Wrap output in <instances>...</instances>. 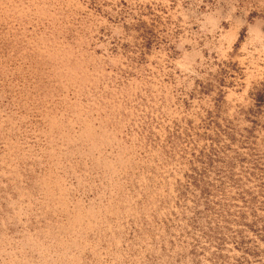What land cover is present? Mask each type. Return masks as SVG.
Masks as SVG:
<instances>
[{"label":"rangeland","instance_id":"rangeland-1","mask_svg":"<svg viewBox=\"0 0 264 264\" xmlns=\"http://www.w3.org/2000/svg\"><path fill=\"white\" fill-rule=\"evenodd\" d=\"M0 264H264V0H0Z\"/></svg>","mask_w":264,"mask_h":264}]
</instances>
